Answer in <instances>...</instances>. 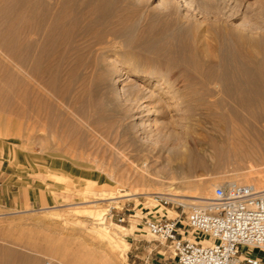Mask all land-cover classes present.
<instances>
[{"label":"rangeland","instance_id":"374dc122","mask_svg":"<svg viewBox=\"0 0 264 264\" xmlns=\"http://www.w3.org/2000/svg\"><path fill=\"white\" fill-rule=\"evenodd\" d=\"M135 1L140 7H131L130 15H133V18L130 16L127 24L130 22L132 26L124 23L131 31L120 37L108 35L104 44L110 45L112 50L104 54L101 49L87 52L89 55L86 63L81 65L78 73L75 72L78 75L65 73V80L58 82L65 96H55L50 90H46L43 84L31 80V87L33 84L35 87L39 85L37 89L32 87L34 93L37 94L41 88L40 93L48 96L53 102L52 108H45V111L39 113L43 116L35 117L33 115L37 114H32L33 111L20 114L0 109L1 187L8 186L20 191L22 198L21 202L0 207V250L8 249L12 256L21 255L25 258L24 264H33V259L36 260L35 264H43L46 258L54 259L60 264H74V261L78 264L82 261L84 264H128L133 260H136L135 264H140L142 256L150 248L159 246L143 224V217H173L175 212L172 202H181L171 199L170 204L163 206L146 193L130 198L124 197V194L133 191H167L175 187L173 190L187 194L185 196H197L199 193L196 190H200L202 183L208 186L207 194L203 195L212 197L217 185L233 181L253 183L260 174H264L263 155L261 158H234L223 155L217 163L211 158L213 149L210 146L205 142L197 144L201 136L220 134L216 126L221 122L225 124L224 119L227 117L229 119L227 118L226 122L232 119L235 123H244L241 120L243 118L247 124L246 120H251L248 123L254 126L251 134L260 135L264 130V120H261L264 115L256 108H261L263 101L254 103L251 112L249 107H243V110L240 102L242 98L250 100V96L251 99L252 96L255 97L252 92H261L252 81L253 77L259 81L257 78L260 74L264 79V72L260 71L264 67V0ZM141 12L146 19L140 16ZM3 13L0 14L2 37V25L7 19ZM147 16H151L150 22ZM140 17L142 25L140 24L139 31L134 24ZM112 22L117 23V26ZM112 22L109 23L110 27H107H122L116 17ZM144 23L150 24L146 26ZM144 27L147 33L149 31L150 40L143 32ZM104 28L106 25L102 26V29ZM204 43L216 62L196 56L195 47ZM255 48L260 50L258 58L263 61V66L258 65L260 68L245 57L246 50ZM130 50H137V55L130 60L137 61L141 67L164 73L167 72L165 70L168 65L172 67V75L166 77L168 82H164L159 75L143 77L139 71L130 69L120 60L121 51ZM94 52L96 53L93 55ZM10 58L6 50L0 47L1 82L6 84L7 81L3 78H7L11 71V77H15H8L10 84L7 82V87L21 88L24 85L22 79L26 81L28 75L24 67ZM90 59H96L98 65L89 63ZM196 61L201 63L199 71L193 66ZM239 65L244 67L241 72ZM181 69L184 75L178 78ZM246 72L252 76L249 75V78ZM221 73H226V80L221 78ZM245 75L249 81L244 79ZM244 82L248 84L247 87ZM249 84L257 90L252 87L249 89ZM85 86L88 92L82 94V87ZM3 99L4 102L8 100L6 97ZM240 108L242 112L239 111ZM119 110L122 115L117 112ZM231 111H237L239 117L234 116ZM230 112L233 116L229 115ZM51 113L56 114L55 118ZM220 113H223L224 118ZM31 118L35 121L32 126ZM110 118L115 120L112 128L106 126V121ZM55 119L56 124L53 122ZM120 119L121 135L126 134L127 139H136L144 145L139 158L131 157L134 163L121 155L123 149L119 148L118 133ZM95 120L100 121L102 127L91 124ZM48 122L52 124L51 127ZM188 127L194 129L193 134H187ZM106 129L111 130L107 132ZM247 133L250 134V131ZM177 139L201 152L206 159V165L186 158L182 160L180 167L176 166L167 149ZM262 147L260 146L261 150ZM132 148L133 146L125 151L130 152ZM144 161L148 164L150 177L145 171L148 176L142 180L139 173L143 172L141 166ZM54 164H67L74 178L66 174V181H59L52 168L55 167ZM111 196L123 197L114 201L109 199ZM178 211L182 212L181 206ZM123 215L126 219L120 222L119 217ZM184 216L185 212L182 213V217ZM245 249L259 251L257 247L252 246ZM243 252L247 253L244 250ZM160 253L163 256L172 255L170 251L164 252V249ZM153 254L156 259H161L156 249ZM136 255L141 258H136ZM63 256L68 260H64ZM169 262L174 261L170 258Z\"/></svg>","mask_w":264,"mask_h":264},{"label":"bare ground","instance_id":"6f19581e","mask_svg":"<svg viewBox=\"0 0 264 264\" xmlns=\"http://www.w3.org/2000/svg\"><path fill=\"white\" fill-rule=\"evenodd\" d=\"M13 2H15V3H13ZM132 6L138 7L139 4L135 0H0V11H1L0 14L2 15V12H4L3 15L5 14V16L7 18V19L5 18L6 20L4 21V23L2 25V27H4L3 28L4 30L3 29L2 30L4 32L5 37L0 36V47L6 50L8 56L11 57L10 59H13V61H16L20 66L24 67L25 69L24 68L23 69L26 71V73L28 75V79L26 81H25V79H22V81H23L22 85L24 84L22 87H21V84L19 83L20 84L19 86L21 88H16L17 86H15V87L10 86L11 88L9 86L7 87L6 84L9 81L8 77L12 76L11 75L12 72L10 70H9L10 75H8L7 78H3L4 81L6 79V81H7L6 84H5V82H3V84H2L1 79H0V109H2V111L7 110V112L11 111L13 113L19 112L20 114L21 113L25 114V113H29V112L33 111V113L31 112L32 114H34V112H36V114H37V115H33V116H35V117L38 116L39 118H40V116H43V115H39V113L45 111V108H47V109H48V107L52 108L51 106H53V102L48 98V96L45 97L40 93V92H42V91H40L41 88L38 90V92H36L37 94H35L32 87H34V89H35L39 85L38 86L36 85V87H35V86H33L34 85L33 84L31 87V84H32L31 80L33 79V80L39 82V84L40 83H41V85L43 84V86H45L47 88L46 90H48V91L50 90L55 96H58V97L65 96V93L61 90L62 88L61 89L59 88L61 86L58 83L59 81L65 80L64 79L65 73H66V75L67 74L68 75H71V74L76 75L79 72L78 70H80L81 65L86 63L85 61L87 59V55H89V54H87V52H93L94 50L101 49V53L104 54V53H107L108 51L112 50L113 48H111L110 45L104 44L107 41L108 35L109 36L114 35L116 37H120V36H123V35H125L131 31V30H129V26L127 27V25H130V26H132V25L130 22H128L129 24H127V21L131 16L130 13H131V7ZM141 13H142V15H140V16H143V12H141ZM152 13H149V15H154ZM132 14H134V13H132ZM144 15H146V13ZM115 17L122 24V27L118 26L119 27L118 29L109 28L110 27L109 23L114 21ZM143 17L146 19L145 16H143ZM149 18H151V16H149L147 18L148 21H149ZM140 19H141V17L139 18L138 22L134 21V22H137L134 25L138 29L140 27V24L142 23V20H140ZM125 22L127 24L126 26H124ZM112 23L114 24V22H112ZM116 24H114V25H116ZM144 24L145 25L147 24L146 26H149L148 24H150V23H144ZM105 25H106V28L102 29V26L104 27ZM107 26H109V27H107ZM136 28H135V30H136ZM144 29H145V27L143 28V30ZM139 31H140V29H139ZM137 32H138V30H137ZM143 32H145L146 38L149 39L150 38L149 31H148V33H147V30H144ZM139 35L140 34H138V36ZM136 39L138 40V38H136ZM192 43H193V41H192ZM101 44H104V45H102L98 48L95 47L96 45H101ZM199 45L200 44H198V46L195 47L196 56L197 57L199 56L201 59H204V60H213L214 61L215 57H213V55L209 52V50H207L205 48L206 44L205 43H204V45L201 44L202 46L201 45L199 46ZM183 48H184V46H183ZM238 51H239V49H238ZM259 51H257L256 48L252 49V50H246L245 51L246 52L245 57H247L252 62V64L254 63L257 66L260 64L259 66H261L263 61L261 60L260 57L258 58V56L260 54ZM95 53L96 52H94L93 55ZM116 53H118V52H116ZM136 55H137V50H135V51H131V50L130 51H121V57L122 58L120 60H122L124 63H126V65L128 67H130V69L132 68V69L139 71L141 76H143V77L148 76L150 78L153 75H159L162 77V79H164V82H165L166 77L168 75H172V73H171L172 71H170V70L173 68L172 67L170 68L169 65L167 66L168 68L166 70H165V68H163L165 71H167L165 73H164V71L163 72L162 71H155V70H150V69L141 67L139 65V63H137V61L133 62L130 60L131 57H134ZM240 55H242V54L240 53ZM192 56H193V54H192ZM89 61H90L89 63H93L95 65H98V63H99L96 59H94V61L90 59ZM91 61H93V62H91ZM217 61H218V59H217ZM155 62H156V60H155ZM214 62H216V60ZM112 65H114V64H112ZM193 66L195 67V69L197 71H199L201 68V63L199 61H196ZM240 66L241 65H239L238 67H240ZM262 66H263V64H262ZM252 67H254V66H252ZM258 67H257V69H258ZM243 68L244 67H242V66L240 67V69H241L240 72L244 70ZM262 68L264 69V67H262ZM262 68L260 71L264 72V70H262ZM83 69H85V68H83ZM202 69H203V67H202ZM75 72H77V73H75ZM228 72H230V71H228ZM236 72H238V71H236ZM236 72H235V75H236ZM244 72H243V74H245ZM91 73H92V71H91ZM92 74H94V73H92ZM221 74H222L221 78H225V80H226V78H227L226 73H224L225 75H223V73H221ZM243 74H242V77H243ZM246 74L248 75V77H249V75H251L250 73L248 74L247 72H246ZM262 74H264V73H262ZM183 75H184V72L181 69L179 71L178 78H181ZM239 75H241V73ZM203 76H205V75H203ZM207 76H209L208 73H207ZM260 76H261V74H260ZM260 76L259 77L257 76L258 77L257 79H259V81H257L256 78L253 77L254 81H252V83L255 87L258 86V90L260 89L261 92L259 94L256 91H255L256 94L254 92H252L255 95V97L252 96V99H251V96L250 97L248 96L250 98V100L249 99L245 100V98H246L245 97V98H242L240 100V102H241L242 108L243 107L244 108L249 107L248 108L249 112H251V111H253L251 109V107H253L252 105H254V103L256 104V102L258 100L263 101V103L261 105L262 107L261 108L256 107V108L258 111H260L261 115L262 114L264 115V107H263L264 106V79H262ZM13 77H15V76H13ZM13 77H11V78H13ZM244 77H246V75ZM248 77H246L244 79H248ZM0 78H2V77H0ZM21 78H23V77H21ZM26 78H27V76H26ZM209 78H211V77H209ZM13 81H15V79L12 80V82ZM18 81H19V79H18ZM68 81H69V79H68ZM85 81H86V79H85ZM242 81H243V79H242ZM248 81H249V79H248ZM166 82H168V81H166ZM240 82H241V80L239 81V83ZM250 82H251V79H250ZM33 83H35V82H33ZM244 83L246 84V82H244ZM13 84H15V83H13ZM247 85L248 84H246V87H247ZM89 86H90V84H89ZM248 87H250L249 89L255 88V87L250 86V84ZM78 88L79 87H77V89ZM82 88H84L83 90L81 89L82 90L81 92L83 94V92L87 91V88H86V86L82 87ZM88 88H90V87H88ZM255 89L257 90V88H255ZM42 90H44V88ZM68 92H69V90H68ZM248 94H250V91ZM45 95H46V93H45ZM73 96H71V97H73ZM78 96H77V98L79 100L80 98ZM3 97L8 98V100H6L4 102ZM81 97H82V95H81ZM251 100L253 102H250ZM254 100H255V102H254ZM74 101L76 102V99ZM80 101H81V99H80ZM78 102L79 101H77V103ZM71 103H73V99H72ZM233 104H236V103H233ZM239 106H240V104H239ZM256 106H260V105H256ZM242 108H240L239 111H241ZM244 108H243V110H244ZM235 109L236 108L234 107L233 110L235 111ZM121 110H122V107H121ZM2 111H0V112H2ZM51 111H52V109H51ZM234 111H231V112L234 113ZM237 111H238V108H237ZM237 111H236V113H234V116L238 115ZM117 112L122 115L120 110ZM231 112L229 115L233 116V115H231L232 114ZM54 113H56V111ZM54 113H51V114H53L52 115L53 117L56 115ZM110 114L111 115H109V117L112 116V113H110ZM222 114L220 113V115L223 117L224 115H222ZM28 115H30V114H28ZM22 116H25V115H22ZM52 116L48 117V115H47L48 118H50ZM99 116H100V114H99ZM1 117L2 116H0V118ZM31 117H32V115H31ZM53 117H52V119H53ZM238 117H239V115H238ZM263 118L264 117H262L261 120H264ZM9 119H11V118H9ZM33 119H35V118H33ZM64 119H66V118H64ZM121 119L119 120V123H118V127H119L118 133L120 134L119 148L123 149V150H121L122 157L124 159L132 160V162H133V159L139 158L140 151L142 150L144 145H142L141 143H138L136 139H133V138L127 139L126 134L121 135V133H120V130H121L120 128L122 126ZM226 119H224L225 124H223L221 122V124H218L216 126V130L218 132H220V134L201 136L198 138L197 144L198 143L201 144L202 142H205L208 146H210L213 149L212 153H211V158H213L215 160V162H217V163H219L220 157L223 155H226L227 157L232 156L234 158H237V157H239V158H241V157L246 158L247 157L248 158L249 156L250 157L260 156V158L263 157L264 156V152H263V150H264V146H263L264 145V133H263V131L264 130L261 132L262 134H260V135L251 134V130L254 129L253 128L254 126L248 124L251 120L250 121L246 120L247 121V124H246L245 119L241 118V120H243L244 123L240 122L241 123L240 124L238 122L239 123L238 124V123H235L232 119H230V122H228V120L226 122ZM4 120H5V118H4ZM31 120H32V118H31ZM105 120H107V119H105ZM6 121L7 120H5V123H6ZM28 121H30V120H28ZM55 121H56V119L53 122H55ZM57 121H58V119H57ZM114 121L111 120V118H110L109 121H106L107 122L106 126L112 128L115 125ZM238 121H240V119H238ZM33 122H35V121L32 120L31 126H32V124H34ZM93 123L97 126H99V125L101 126V123L98 120L91 122V124H93ZM55 124H56V122H55ZM48 125L50 126L52 124L49 123ZM43 126H44L43 128L45 129V125H43ZM26 127H27V125H26ZM92 128H94V127H92ZM193 130L194 129H192L191 127H188L186 129V132H187V134H193V132H194ZM248 130L250 131V134L247 133ZM109 131L107 130V132H109ZM114 132H115V130H114ZM52 135H53V133H52ZM59 137H61V135ZM54 138H56L55 135H54ZM57 143H58V141H57ZM259 145L261 147L263 146L262 147L263 150H261ZM132 146H133V148L130 152L125 151L126 149H129ZM167 150L169 152L170 157L174 161V164L176 166H179V167H180V164L182 163V160H184L186 158H190V159L192 158V160L194 159L195 161L198 162V164H201L203 166H205L207 163L206 159L204 158V155L201 152H198V151L193 150L192 148L188 147L186 142L182 141V140L177 139L176 141H174L173 145L170 146ZM131 157L133 159H131ZM183 163H185V162H183ZM115 164H116V162H115ZM56 165H62V167L66 171V173L73 175V173H71V170L69 169L67 164H56ZM147 167H148V164L146 161H144L142 166H141L143 172L139 173V178H141L142 180L147 179V176L150 174ZM145 171H147L148 175L144 173ZM123 175H122V177H124ZM249 175H251V173ZM252 176H255V175H252ZM56 177L59 181H61V180H65L67 175L62 174V173H56ZM149 177H150V175H149ZM109 178L111 179V176ZM251 178H253V177H251ZM248 179H250V178H248ZM255 180L252 184L257 186L258 188L264 189V174H260V177L255 179ZM238 182H241V181H238ZM207 187L208 186L201 183L200 188H199L200 190L199 191H198V189L196 190L200 194V195L198 194L199 197H198V195L194 196L192 194L190 196H189V194H188V196H185L187 194H183V193L181 194V193H179V190L178 191L173 190L175 187L169 188V190H167V191H146V192L133 191V192L126 193L123 196L130 198V197L137 195V194L146 193L149 195V197L153 198V196H152L153 194L160 193V194L166 196L168 199H172V200H175L177 202H182L185 205H187V204L197 202V201L201 202V200H203L202 202H206L210 198H212V197H208V196L203 195V194H207V192H208ZM117 188H118V186H117ZM119 190H121V189H118V191ZM123 196H111V197H109V199L117 201V199L119 197H123ZM174 212L176 215L175 210H174ZM121 227L125 228L124 226H121ZM106 235H107V233H106ZM196 239H199L198 236L196 237ZM250 246L262 249L261 247H258L255 245H250ZM245 247H249V246L243 245L240 248L245 249ZM59 257H61V256H59ZM63 258H64V260L65 259L68 260L67 257L63 256ZM108 259H109V257H108ZM34 260L35 259H33L31 261L33 264L36 263V260L35 261ZM109 261L111 262L110 259H109ZM25 262H26L25 258H23L21 255L20 256H12L11 252L8 251V249L0 250V264H24ZM79 263L84 264L83 261L79 262ZM112 263H113V261H112ZM74 264H78V263H76V261H74Z\"/></svg>","mask_w":264,"mask_h":264},{"label":"built area","instance_id":"2783aa9c","mask_svg":"<svg viewBox=\"0 0 264 264\" xmlns=\"http://www.w3.org/2000/svg\"><path fill=\"white\" fill-rule=\"evenodd\" d=\"M153 198L167 206L171 199L156 193ZM182 207V212L178 209ZM176 215L144 216L143 224L159 243L142 256L140 264H259L240 248L255 245L264 250V189L238 181L217 185L206 202H172ZM187 208V210H186ZM185 216L182 217V213ZM112 215H110V218ZM126 217L120 216L124 222ZM198 236L199 239H196ZM159 247V248H158ZM161 259L154 257L153 251ZM172 255L163 256L161 251ZM242 255H245L243 258ZM170 258L174 261L170 263ZM136 260L128 262L135 264ZM43 264H60L46 258Z\"/></svg>","mask_w":264,"mask_h":264},{"label":"crops","instance_id":"0c3cea01","mask_svg":"<svg viewBox=\"0 0 264 264\" xmlns=\"http://www.w3.org/2000/svg\"><path fill=\"white\" fill-rule=\"evenodd\" d=\"M55 167H52L56 173H62V174H68L66 171L63 169L62 165H56L54 164ZM55 173V174H56ZM68 176L73 177V175L68 174ZM1 182H0V207L5 205V204H14L17 202H21V192L20 191H15V189L10 188L8 186H3L1 187ZM242 250L246 251L248 254H250L254 259H260L261 262L259 264H264V252L263 249H259V251H254V250H249L241 248ZM245 256V255H244ZM243 256V257H244Z\"/></svg>","mask_w":264,"mask_h":264}]
</instances>
